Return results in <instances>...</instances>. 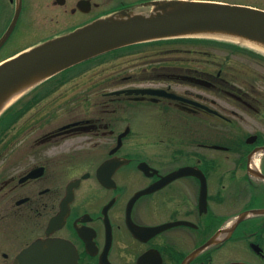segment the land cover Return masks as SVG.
<instances>
[{
    "label": "flooded vegetation",
    "instance_id": "1",
    "mask_svg": "<svg viewBox=\"0 0 264 264\" xmlns=\"http://www.w3.org/2000/svg\"><path fill=\"white\" fill-rule=\"evenodd\" d=\"M263 56L143 43L26 91L0 115V264L56 239L76 264H264Z\"/></svg>",
    "mask_w": 264,
    "mask_h": 264
},
{
    "label": "water",
    "instance_id": "2",
    "mask_svg": "<svg viewBox=\"0 0 264 264\" xmlns=\"http://www.w3.org/2000/svg\"><path fill=\"white\" fill-rule=\"evenodd\" d=\"M56 2L64 4V0ZM141 6H151L152 13L142 15L132 9H121L1 64L0 105L33 78L42 79L103 53L138 43L189 37L218 39L212 37L218 36L250 41L264 48L263 10L195 0H153ZM76 8L87 13L90 3L81 0ZM20 10L18 0L13 19L0 38V47L12 32ZM76 261L75 248L67 241L56 239L33 243L13 264H76Z\"/></svg>",
    "mask_w": 264,
    "mask_h": 264
},
{
    "label": "rangeland",
    "instance_id": "3",
    "mask_svg": "<svg viewBox=\"0 0 264 264\" xmlns=\"http://www.w3.org/2000/svg\"><path fill=\"white\" fill-rule=\"evenodd\" d=\"M91 2V10L87 15L80 13L71 14V8H75L77 0H65L64 5L59 6L51 0H23L22 9L15 25L14 30L7 39L3 48L0 51V56L5 58L14 53L22 51L27 47L33 46L38 42L44 40L48 35L53 34H65L69 30L82 26L88 23L91 19L100 16L104 13L110 12L116 9L121 4H132L140 0H89ZM149 1V0H143ZM214 2H225L248 5L259 9H264V0H204ZM55 5V6H54ZM153 8L151 6H138L134 9V13L142 15H149L152 13ZM12 17V9L9 7L8 0H0V34L4 32L9 21ZM149 48H145L146 52ZM204 48V47H202ZM139 55V59L144 57ZM187 57V56H186ZM204 57V58H203ZM202 59L209 58L203 56ZM264 57V56H263ZM133 58V57H132ZM114 64H105L101 67H95L88 72V75L107 76L121 73H131L133 67V59L129 57L115 60ZM139 63V62H138ZM109 86L116 85L115 83H106ZM106 90L112 88L105 87ZM75 100V99H73ZM73 104L75 106H86L79 99ZM95 100L90 98L88 102H94ZM239 205H232L231 208H239Z\"/></svg>",
    "mask_w": 264,
    "mask_h": 264
},
{
    "label": "bare ground",
    "instance_id": "4",
    "mask_svg": "<svg viewBox=\"0 0 264 264\" xmlns=\"http://www.w3.org/2000/svg\"><path fill=\"white\" fill-rule=\"evenodd\" d=\"M212 37L213 38H218V39L230 40V41H233V42H237L239 44H243V46H246V47H248L250 49H254V50H256V51L261 52V53L264 54V48L262 46L257 45V44H255L253 42H250V41L239 40V39H232V38H223V37H218V36H212ZM38 80H39V78H33L28 85H26V86H24L22 88H18L19 90L15 94H12L7 101H5L4 103H2L0 105V108L7 106L9 103H11L12 101H14L18 96H20L22 94V92L24 90H26V88L28 86L32 85L33 83H35ZM251 164L254 167L257 164V160L256 159L252 160V163Z\"/></svg>",
    "mask_w": 264,
    "mask_h": 264
},
{
    "label": "trees",
    "instance_id": "5",
    "mask_svg": "<svg viewBox=\"0 0 264 264\" xmlns=\"http://www.w3.org/2000/svg\"><path fill=\"white\" fill-rule=\"evenodd\" d=\"M120 8V7H119ZM177 43L182 42L185 44H201V45H210V44H220L221 42L208 40V39H196V38H187V39H177V40H168V41H158L154 43ZM126 49V48H124ZM123 50V49H122Z\"/></svg>",
    "mask_w": 264,
    "mask_h": 264
}]
</instances>
